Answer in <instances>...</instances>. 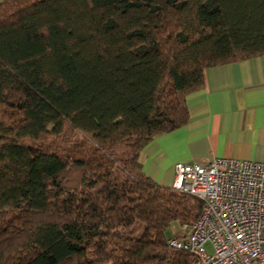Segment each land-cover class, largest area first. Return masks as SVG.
<instances>
[{"label": "trees", "instance_id": "16d2710c", "mask_svg": "<svg viewBox=\"0 0 264 264\" xmlns=\"http://www.w3.org/2000/svg\"><path fill=\"white\" fill-rule=\"evenodd\" d=\"M263 53L264 0L0 2V264H190L165 232L202 202L140 152L205 68Z\"/></svg>", "mask_w": 264, "mask_h": 264}, {"label": "crops", "instance_id": "0c3cea01", "mask_svg": "<svg viewBox=\"0 0 264 264\" xmlns=\"http://www.w3.org/2000/svg\"><path fill=\"white\" fill-rule=\"evenodd\" d=\"M203 85L185 97L187 121L142 148L143 173L172 186L178 161L214 156L264 162V53L205 68Z\"/></svg>", "mask_w": 264, "mask_h": 264}, {"label": "built area", "instance_id": "2783aa9c", "mask_svg": "<svg viewBox=\"0 0 264 264\" xmlns=\"http://www.w3.org/2000/svg\"><path fill=\"white\" fill-rule=\"evenodd\" d=\"M171 187L202 202L183 234L168 239L192 255L190 264H264V162L222 156L207 164L178 161Z\"/></svg>", "mask_w": 264, "mask_h": 264}, {"label": "rangeland", "instance_id": "374dc122", "mask_svg": "<svg viewBox=\"0 0 264 264\" xmlns=\"http://www.w3.org/2000/svg\"><path fill=\"white\" fill-rule=\"evenodd\" d=\"M3 0H0V2H2ZM67 134H70L71 136H80L81 137V135L82 134H79L78 132H76V131H68L67 132ZM183 232H184V230H183V227L181 226V227H177L176 225L175 226H172V227H169L167 230H166V232H165V234H166V236H172L173 235V233L175 234V235H178V236H180L181 234H183ZM206 250L207 251H210V246L209 245H207L206 246Z\"/></svg>", "mask_w": 264, "mask_h": 264}]
</instances>
